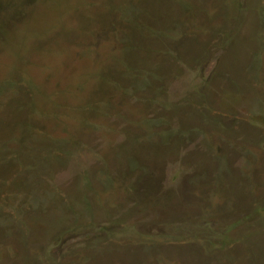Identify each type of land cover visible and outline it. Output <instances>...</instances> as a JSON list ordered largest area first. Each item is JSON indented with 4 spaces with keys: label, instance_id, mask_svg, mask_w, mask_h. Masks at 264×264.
I'll use <instances>...</instances> for the list:
<instances>
[{
    "label": "rangeland",
    "instance_id": "obj_1",
    "mask_svg": "<svg viewBox=\"0 0 264 264\" xmlns=\"http://www.w3.org/2000/svg\"><path fill=\"white\" fill-rule=\"evenodd\" d=\"M0 264H264V0H0Z\"/></svg>",
    "mask_w": 264,
    "mask_h": 264
}]
</instances>
